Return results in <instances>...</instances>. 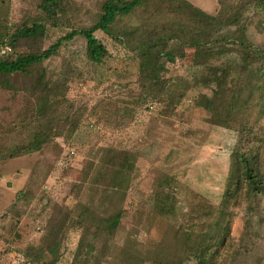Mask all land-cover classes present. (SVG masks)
Wrapping results in <instances>:
<instances>
[{"label": "rangeland", "instance_id": "obj_1", "mask_svg": "<svg viewBox=\"0 0 264 264\" xmlns=\"http://www.w3.org/2000/svg\"><path fill=\"white\" fill-rule=\"evenodd\" d=\"M40 1L3 2L8 35L44 24L43 34L17 38L14 54L91 25L105 0H63L66 16L55 26ZM186 1L217 20L244 6L223 30L237 35L244 25L248 41L264 49L258 0ZM165 9L149 0L120 16L112 33L138 36L140 23L164 21ZM95 35L107 50L100 63L76 35L27 72L0 74V264H200L197 256L204 264H264V192L248 190L235 155L257 156L264 191V68L255 64L247 76L231 38L170 41L176 57L151 85L133 48ZM41 125L49 132L39 149L8 155ZM111 151L126 158L116 182ZM115 212V230H98Z\"/></svg>", "mask_w": 264, "mask_h": 264}, {"label": "trees", "instance_id": "obj_2", "mask_svg": "<svg viewBox=\"0 0 264 264\" xmlns=\"http://www.w3.org/2000/svg\"><path fill=\"white\" fill-rule=\"evenodd\" d=\"M149 0H105L101 7V12L97 16L94 23L89 26H79L72 28L65 35L58 38L47 48L31 53H13L12 46L15 40L19 37L32 38L38 34H43L44 24L40 21L33 22L30 26H22L16 32L6 33L3 23L1 22V12L3 10L4 0H0V51L8 47L6 53H0V74L10 75L16 72H27L30 68L41 64L44 60L51 57L59 48L63 40H70L76 35H81L86 40V56L94 62L100 63L106 56L107 50L104 44L96 37L95 32L100 30L103 33L112 36L118 43L124 47L133 48L139 58V69L141 78L147 84H157L160 79L159 72L165 68L166 62H172L175 55L172 52L169 42L187 44L190 46L201 45L207 40L220 41L229 39L240 45L242 48V70L247 76L248 73L254 74V65L256 64V72L262 73L264 68V49L254 45L247 39L245 26L240 25L238 34L229 35L223 28L228 25L238 22L241 16L240 10L244 6H237L234 11H229L221 20L214 17H207L203 11L196 9L186 0H158L166 7L165 19L162 22L150 24L148 27L147 21L144 19L140 23L138 36L135 29H123L121 32H116L115 36L112 33L114 22L120 17L125 16L138 7L147 3ZM260 7H264V0L255 2ZM63 0H41L39 7L40 11L51 20L50 25H58L61 16H66L63 10ZM202 17V20H200ZM204 18H211L214 21ZM153 25V27H151ZM161 25V26H160ZM160 26V27H159ZM159 27V28H158ZM137 36V39L130 38ZM136 40L134 45L130 47L131 41ZM15 55V56H14ZM250 66V67H248ZM248 72V73H247ZM243 82L237 85V91L241 90ZM231 101L232 107L234 104ZM226 106L229 108L228 104ZM209 107V105H206ZM234 109V107H233ZM40 110V108H39ZM49 130L41 125L37 130L33 131L30 139L26 144L17 145L10 151L9 156L17 155L26 151L37 150L42 146V143L47 139ZM113 157L112 163L116 165L112 174V181L116 182L120 175L123 174L126 158L124 155L111 151ZM235 155L240 162V170L248 190L256 193L263 191V180L256 166V155L246 154L240 151H235ZM163 205H166L164 202ZM165 212H168L165 211ZM120 219V213L115 212L107 217H102L97 223V229L108 234L112 233ZM200 264L207 262L206 259L197 256Z\"/></svg>", "mask_w": 264, "mask_h": 264}, {"label": "built area", "instance_id": "obj_3", "mask_svg": "<svg viewBox=\"0 0 264 264\" xmlns=\"http://www.w3.org/2000/svg\"><path fill=\"white\" fill-rule=\"evenodd\" d=\"M9 50V48L8 47H5V48H3L1 51H0V53H6L7 51Z\"/></svg>", "mask_w": 264, "mask_h": 264}]
</instances>
